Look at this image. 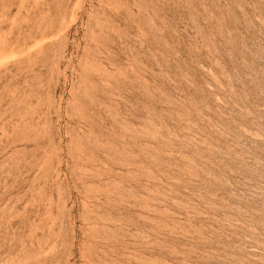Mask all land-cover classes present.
I'll return each mask as SVG.
<instances>
[{
  "label": "rangeland",
  "instance_id": "obj_1",
  "mask_svg": "<svg viewBox=\"0 0 264 264\" xmlns=\"http://www.w3.org/2000/svg\"><path fill=\"white\" fill-rule=\"evenodd\" d=\"M0 264H264V0H0Z\"/></svg>",
  "mask_w": 264,
  "mask_h": 264
}]
</instances>
